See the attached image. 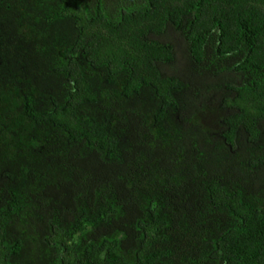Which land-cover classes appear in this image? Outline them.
<instances>
[{
    "label": "trees",
    "instance_id": "1",
    "mask_svg": "<svg viewBox=\"0 0 264 264\" xmlns=\"http://www.w3.org/2000/svg\"><path fill=\"white\" fill-rule=\"evenodd\" d=\"M0 264H264V0H0Z\"/></svg>",
    "mask_w": 264,
    "mask_h": 264
}]
</instances>
